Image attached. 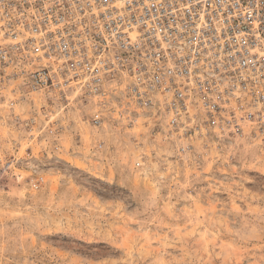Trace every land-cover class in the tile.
Returning a JSON list of instances; mask_svg holds the SVG:
<instances>
[{"label":"rangeland","instance_id":"1","mask_svg":"<svg viewBox=\"0 0 264 264\" xmlns=\"http://www.w3.org/2000/svg\"><path fill=\"white\" fill-rule=\"evenodd\" d=\"M116 100L0 79V264H264V129Z\"/></svg>","mask_w":264,"mask_h":264},{"label":"built area","instance_id":"2","mask_svg":"<svg viewBox=\"0 0 264 264\" xmlns=\"http://www.w3.org/2000/svg\"><path fill=\"white\" fill-rule=\"evenodd\" d=\"M6 77L118 99L175 131L264 129V0H0Z\"/></svg>","mask_w":264,"mask_h":264}]
</instances>
